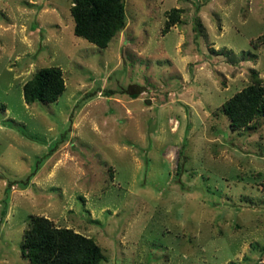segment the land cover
<instances>
[{
	"label": "rangeland",
	"instance_id": "374dc122",
	"mask_svg": "<svg viewBox=\"0 0 264 264\" xmlns=\"http://www.w3.org/2000/svg\"><path fill=\"white\" fill-rule=\"evenodd\" d=\"M124 3L98 47L73 0H0V264H28L33 216L93 237L100 264H264V117L221 109L252 73L264 87V0ZM45 66L65 89L28 105Z\"/></svg>",
	"mask_w": 264,
	"mask_h": 264
},
{
	"label": "trees",
	"instance_id": "16d2710c",
	"mask_svg": "<svg viewBox=\"0 0 264 264\" xmlns=\"http://www.w3.org/2000/svg\"><path fill=\"white\" fill-rule=\"evenodd\" d=\"M172 11L170 23L177 18L176 10ZM70 14L73 33L98 47H106L126 24L124 0H73ZM260 39L264 40V33ZM251 79L250 84L222 104L221 109L233 129L247 128L251 120L264 117V87L256 73H252ZM64 89L60 67L45 66L23 83L22 96L28 105L54 102ZM26 184L27 181L22 182L23 186ZM20 250L28 264H100L105 259L93 237L55 226L43 216L30 218Z\"/></svg>",
	"mask_w": 264,
	"mask_h": 264
}]
</instances>
